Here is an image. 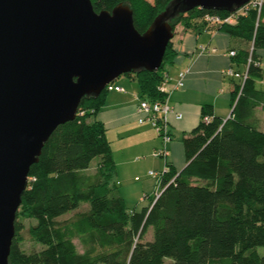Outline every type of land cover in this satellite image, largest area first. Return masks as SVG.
<instances>
[{"label": "trees", "instance_id": "trees-1", "mask_svg": "<svg viewBox=\"0 0 264 264\" xmlns=\"http://www.w3.org/2000/svg\"><path fill=\"white\" fill-rule=\"evenodd\" d=\"M91 1L96 12L129 3L135 27L143 34L173 0ZM215 14L229 15L198 8L171 25L176 32L179 25L200 21L249 44L233 57L246 67L248 79L242 92L239 82L232 93L231 117L225 121L204 108L203 118L212 116V121L202 119L184 140L186 168L177 172L167 164V172L159 176L160 190L148 205L129 209L115 182L106 128L98 120L108 91L83 99L76 119L58 127L31 167L10 264H264V132L255 119L256 110L264 108V70L257 56L264 49V6L260 13L248 9L235 25L205 19ZM175 56L171 42L158 72L126 75L138 81L143 99L164 100L160 87ZM97 158V173L87 174ZM83 205L88 210L59 222ZM23 219L37 222L30 236L40 251L22 250Z\"/></svg>", "mask_w": 264, "mask_h": 264}, {"label": "water", "instance_id": "water-1", "mask_svg": "<svg viewBox=\"0 0 264 264\" xmlns=\"http://www.w3.org/2000/svg\"><path fill=\"white\" fill-rule=\"evenodd\" d=\"M250 1L173 0L142 34L125 2L96 12L91 0H0V264H10L31 167L83 99L121 76L158 72L179 15L234 13Z\"/></svg>", "mask_w": 264, "mask_h": 264}, {"label": "crops", "instance_id": "crops-1", "mask_svg": "<svg viewBox=\"0 0 264 264\" xmlns=\"http://www.w3.org/2000/svg\"><path fill=\"white\" fill-rule=\"evenodd\" d=\"M172 44L176 56L166 67L171 81L168 85L171 91L169 105L183 118H169V132L173 139L166 145L169 153L166 158L155 156L165 144L153 126L149 122L139 123L138 107L143 98L138 81L133 77L124 75L114 83L125 92H108L98 114L113 150L115 182L129 209L147 206L150 198L158 193L159 181L152 178L150 172L160 176L167 170V164L177 172L186 168L184 140L198 129L204 108L209 107L213 116L222 120L231 117L232 93L239 81L226 77L223 72L228 68L246 71V67L239 66L230 52L248 50L249 44L216 26H202L200 21L189 27L179 25ZM258 53L263 68L264 50ZM181 73H185L184 86L174 89ZM255 119L264 132V108L256 110ZM140 177L143 184L134 187L133 182H139Z\"/></svg>", "mask_w": 264, "mask_h": 264}, {"label": "built area", "instance_id": "built-area-1", "mask_svg": "<svg viewBox=\"0 0 264 264\" xmlns=\"http://www.w3.org/2000/svg\"><path fill=\"white\" fill-rule=\"evenodd\" d=\"M263 6H264V0H251L244 7H242L241 9L237 10L234 13H229V15L227 16H222L218 14L207 15L205 19L210 24L235 25L240 16L247 15L248 9H255L260 13ZM253 52H254V47L250 49L249 63L252 62ZM236 54H237L236 51L230 52L231 57H235ZM223 73L228 78L238 80L241 83V92H242V89L244 88V85L248 79V70H246L245 72H237L233 68H228ZM184 77H185V73H181L179 82L176 84L174 89H179L184 86V83H183ZM170 82H171L170 78L168 74H166L165 80L162 86L160 87V91L163 94H165V98L163 101L151 102L146 99H141L139 103V107H138L139 123L143 124V123L149 122L153 126V128L156 130L157 134L162 138L163 143L165 144V147L155 154V156L162 157V158H166L168 156L169 153L166 149V145L169 144L173 139L169 132L170 116H174L177 120H181L183 118L182 114L177 113L169 105V94L171 91L168 88V85L170 84ZM106 90L108 92H113V91L114 92H125L124 88L115 86L113 84H110L106 88ZM203 121L205 123H210L212 121V116H205L203 118ZM165 172H167V170ZM150 176L154 178L159 177V175L156 172H150Z\"/></svg>", "mask_w": 264, "mask_h": 264}, {"label": "rangeland", "instance_id": "rangeland-1", "mask_svg": "<svg viewBox=\"0 0 264 264\" xmlns=\"http://www.w3.org/2000/svg\"><path fill=\"white\" fill-rule=\"evenodd\" d=\"M260 50H262V48L261 49L259 48L257 50V53ZM262 59H263L262 61H263V70H264V56H263ZM263 86H264V80H263ZM99 161L100 160H98V158L95 159V161H93V164L91 165L90 170L87 171V174H96L97 173V168H98V165H99ZM154 179H156V178H154ZM156 181H159V184H158L159 188H157L158 191H159L160 190V183H161L160 182V177L157 178ZM156 181L154 180L155 184H156ZM142 184H143V179L141 177L139 178V182H136V181L133 182L134 187H140ZM88 208L89 207L87 205H83V206H81V208L79 210L74 211V212H72L70 214H67V215L61 217L59 219V222L63 223L65 221H68V220L72 219L78 212L86 211V210H88ZM21 221L24 223V226H25V229L22 231V235L24 237V243L21 245L22 250L24 252L28 253V254L40 251L42 249V247L39 244L35 243L33 241V239L31 238V236H30L31 227L35 226L37 224V222L34 221V220H29V219H23ZM150 238H151V234H148L146 236V240H148ZM75 243L77 245V248H78L79 252H83V248H82L81 244L79 243V241L75 240ZM168 261H171V260H168Z\"/></svg>", "mask_w": 264, "mask_h": 264}]
</instances>
